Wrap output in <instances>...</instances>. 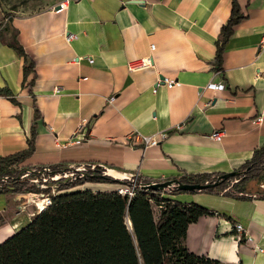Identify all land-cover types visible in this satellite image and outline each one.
<instances>
[{"label": "crops", "instance_id": "1", "mask_svg": "<svg viewBox=\"0 0 264 264\" xmlns=\"http://www.w3.org/2000/svg\"><path fill=\"white\" fill-rule=\"evenodd\" d=\"M64 3L15 17L0 32V91H7L0 93V158L27 150L34 124L35 151L21 167L95 164L118 179L227 174L264 145V0H237L244 18L226 43L221 70L214 60L232 0ZM15 40L34 63L26 82ZM147 57L152 67L128 70ZM222 82L223 91L207 89ZM216 132L221 141L212 138ZM135 135L160 145H133ZM254 184L243 186L244 197L166 196L214 214L189 226L190 252L222 264H264V180ZM23 201V194H0V244L36 216L32 205L20 208Z\"/></svg>", "mask_w": 264, "mask_h": 264}, {"label": "trees", "instance_id": "2", "mask_svg": "<svg viewBox=\"0 0 264 264\" xmlns=\"http://www.w3.org/2000/svg\"><path fill=\"white\" fill-rule=\"evenodd\" d=\"M243 18L237 0H232L231 16L222 29L214 60L217 70L222 68L226 43ZM11 45L24 57L26 82L34 72V63L16 40ZM34 82L35 79L28 84L30 92ZM40 118L36 109L35 121ZM36 134L34 124L29 148L0 158V194H23L37 190L28 180L21 179L22 172L33 167L15 168H19L34 153ZM36 167L41 169L44 166ZM49 167L54 172L69 170L62 166ZM238 171L240 176L221 181L218 186L201 192L230 194L236 187L238 195H234L244 197V194L241 195L243 186L249 180L264 175V145ZM106 172L107 168L97 165L96 170L83 178L60 182L57 186L60 194L54 198L53 204L0 244V264H222L207 256H198L186 246L189 226L206 215L214 214L196 203H182L166 197L197 191H147L143 186L155 180L140 177L134 187L132 180L114 179L105 176ZM223 175H183L178 180L184 184L206 185L216 183ZM236 180L234 189H228ZM103 182L134 187L135 195H122L117 190L98 193L72 191L86 183ZM154 207L160 210L158 218Z\"/></svg>", "mask_w": 264, "mask_h": 264}, {"label": "built area", "instance_id": "3", "mask_svg": "<svg viewBox=\"0 0 264 264\" xmlns=\"http://www.w3.org/2000/svg\"><path fill=\"white\" fill-rule=\"evenodd\" d=\"M62 8L65 7V3H59ZM71 38V37H69ZM264 46V43H263ZM152 49L155 48L154 45L151 46ZM152 67V59L151 57H147L144 59L134 60L128 64V70L130 72L139 71L142 69H147ZM163 84H167L169 87H173L175 85H178L177 82L174 81H168L167 79L161 80ZM208 90L211 91H223L226 89V84L224 82L216 84L211 83L207 87ZM262 117H259L257 119V122L261 121ZM164 137V136H162ZM212 138L216 141H221L222 139V133L216 132L212 135ZM130 143H133V145H140L144 144L146 147H155L160 145V139L156 137H148V136H141V135H135L131 140ZM97 165L95 164H80L75 167L69 168V170L61 171V172H54L51 167L44 166L41 169L37 167H33L29 170H32V172H29L28 169L23 171L21 174V179L28 180L30 185H33L36 187L35 192H26L23 193L24 201L20 208H24L28 205L35 206L36 213L39 214L46 208L50 207L53 204L54 198L57 197V195L60 194V191L58 190V184L62 181H68V180H74L77 178H83L85 174L91 172L92 170H95ZM16 169H21L16 167ZM140 178V175L138 174H132L129 175L128 179L132 180L133 182L137 181ZM238 182V181H236ZM120 194L122 195H129L134 196L135 195V188H129L126 190H120ZM236 230L238 232H246L244 231V227L242 224L237 223L236 224ZM247 241H252V238L250 236L246 235Z\"/></svg>", "mask_w": 264, "mask_h": 264}, {"label": "rangeland", "instance_id": "4", "mask_svg": "<svg viewBox=\"0 0 264 264\" xmlns=\"http://www.w3.org/2000/svg\"><path fill=\"white\" fill-rule=\"evenodd\" d=\"M66 1L68 0H0V32L5 27H7L9 23L15 17H22V16H27V15H31L34 13H38L46 9L53 8L58 3H64ZM21 168H23V166ZM104 175L108 176L107 173H104ZM114 179H117V178L115 177ZM119 180H129V179H119ZM252 180H254L255 182L254 185L259 186L264 180V175L259 178L251 179L248 182ZM236 181L232 182L228 189H231L237 183ZM137 183H138V180L133 183L134 187L136 186ZM134 187H131V188H134ZM98 188H101L102 190L116 189L117 191L129 189V187L121 186L115 183L103 182V183H86L84 185L77 187L76 189L72 191H87V190L93 191ZM233 189L234 188H232V190ZM235 190H237L236 187L232 192L237 193ZM32 207L36 209L35 206L32 205ZM154 209H155V215L158 218L160 210L157 207H154Z\"/></svg>", "mask_w": 264, "mask_h": 264}, {"label": "water", "instance_id": "5", "mask_svg": "<svg viewBox=\"0 0 264 264\" xmlns=\"http://www.w3.org/2000/svg\"><path fill=\"white\" fill-rule=\"evenodd\" d=\"M56 10L62 9V6L59 4L55 7ZM29 172H32V170H28ZM107 173V172H106ZM108 175V173H107ZM241 173L239 171H234L231 173L224 174L222 177L218 179V181L214 184H184L178 179L169 180L166 182H154L150 184H146L143 186V188L147 191H155V192H163L165 190H172L176 189L179 192H201L207 189L214 188L220 184L221 181H226L229 178H234L240 176ZM110 176V175H108ZM128 179V178H127ZM131 226V223H129Z\"/></svg>", "mask_w": 264, "mask_h": 264}, {"label": "bare ground", "instance_id": "6", "mask_svg": "<svg viewBox=\"0 0 264 264\" xmlns=\"http://www.w3.org/2000/svg\"><path fill=\"white\" fill-rule=\"evenodd\" d=\"M108 175H110L111 177H122V175L116 173V172H113V171H109L108 172ZM129 176H127L125 179H127ZM118 179V178H117Z\"/></svg>", "mask_w": 264, "mask_h": 264}]
</instances>
